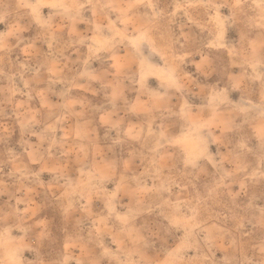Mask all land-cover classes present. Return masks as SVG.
<instances>
[{
  "label": "rangeland",
  "instance_id": "374dc122",
  "mask_svg": "<svg viewBox=\"0 0 264 264\" xmlns=\"http://www.w3.org/2000/svg\"><path fill=\"white\" fill-rule=\"evenodd\" d=\"M0 264H264V0H0Z\"/></svg>",
  "mask_w": 264,
  "mask_h": 264
}]
</instances>
